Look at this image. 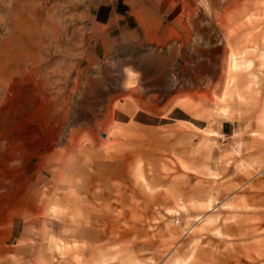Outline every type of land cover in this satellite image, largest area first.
I'll list each match as a JSON object with an SVG mask.
<instances>
[{
	"label": "rangeland",
	"instance_id": "obj_1",
	"mask_svg": "<svg viewBox=\"0 0 264 264\" xmlns=\"http://www.w3.org/2000/svg\"><path fill=\"white\" fill-rule=\"evenodd\" d=\"M19 1L0 264H264V0Z\"/></svg>",
	"mask_w": 264,
	"mask_h": 264
},
{
	"label": "bare ground",
	"instance_id": "obj_2",
	"mask_svg": "<svg viewBox=\"0 0 264 264\" xmlns=\"http://www.w3.org/2000/svg\"><path fill=\"white\" fill-rule=\"evenodd\" d=\"M24 1H25V4H27V3H29V2H27V0H20L19 2V4L20 5H24ZM18 2V1H17ZM19 6V5H18ZM20 15H23V13H20ZM29 18H30V15H29ZM44 19V18H43ZM45 41H46V39L43 37V38H40L39 39V41H37V48H39V49H44V46H45ZM35 46V45H34ZM35 49H36V47H35ZM36 51H37V49H36ZM35 52V51H34ZM33 54H37V53H33ZM234 54V53H233ZM231 55L232 57H234L235 58V56L234 55ZM38 56V55H37ZM36 56V58H35V60H34V62L32 63V64H38L39 65V63L41 62V60H42V58L41 57H37ZM40 56V55H39ZM32 61V60H31ZM245 61V60H244ZM231 63H232V60H231ZM31 63L29 64L30 66L32 65ZM37 66V65H36ZM232 66V65H231ZM234 67V66H233ZM233 67H232V69H233ZM230 68V67H229ZM54 70V69H53ZM230 70V69H229ZM52 71V70H51ZM56 71V70H55ZM47 72V71H46ZM54 72V71H53ZM229 72V71H228ZM58 73V72H57ZM53 74V73H52ZM233 74V73H232ZM32 75H34V71L31 73V76ZM30 78V77H29ZM232 79V78H231ZM43 83H46L45 81H43ZM50 84V83H49ZM227 84V83H226ZM225 84V85H226ZM29 85V84H28ZM46 86V84H43V87H45ZM233 90V89H232ZM42 99H44V97L42 98Z\"/></svg>",
	"mask_w": 264,
	"mask_h": 264
},
{
	"label": "crops",
	"instance_id": "obj_3",
	"mask_svg": "<svg viewBox=\"0 0 264 264\" xmlns=\"http://www.w3.org/2000/svg\"><path fill=\"white\" fill-rule=\"evenodd\" d=\"M135 13H136V12H135ZM134 15H136V14H134ZM136 16L139 18V15H138V14H137Z\"/></svg>",
	"mask_w": 264,
	"mask_h": 264
}]
</instances>
